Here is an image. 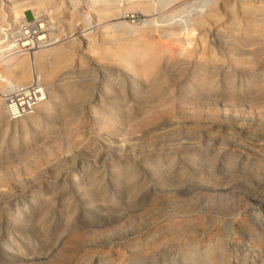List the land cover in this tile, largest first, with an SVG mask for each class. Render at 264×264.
I'll use <instances>...</instances> for the list:
<instances>
[{
	"label": "rangeland",
	"instance_id": "rangeland-1",
	"mask_svg": "<svg viewBox=\"0 0 264 264\" xmlns=\"http://www.w3.org/2000/svg\"><path fill=\"white\" fill-rule=\"evenodd\" d=\"M57 1L59 38L73 32L76 45L53 78L81 81L83 93L79 100L62 92L68 110L29 127L26 143L20 123L0 125V264H264V240L256 235L264 236V221L259 227L254 217L264 209L254 201L264 191L257 185L264 182V82L240 81L258 66L264 72V33L253 46L260 51L255 62L233 66L235 86L224 81V67L213 89L181 98L182 82L171 96L160 87L137 98L126 77L127 99H118L126 110L116 123L103 124L92 109L107 74L121 68L77 37L84 4ZM217 4L221 14L209 35H247L245 4ZM25 17L31 20V13ZM231 157L245 171L224 183L214 180ZM112 164L120 171L116 178ZM81 166L105 174L89 178L87 195L69 186Z\"/></svg>",
	"mask_w": 264,
	"mask_h": 264
},
{
	"label": "bare ground",
	"instance_id": "bare-ground-1",
	"mask_svg": "<svg viewBox=\"0 0 264 264\" xmlns=\"http://www.w3.org/2000/svg\"><path fill=\"white\" fill-rule=\"evenodd\" d=\"M63 1L62 3H67L71 8L84 4L83 11L79 12L81 27L77 30L79 32L77 37L83 41V47L89 50L100 48V59L121 68L114 77L108 73V79L104 78L102 93L97 101L99 104L96 106L97 109L96 107L94 110L92 109L95 114L103 115L105 118L103 124L116 123L120 120L121 113L126 110L124 105L120 104L122 101L120 100V103L118 101L119 97L123 100L127 99V94L124 91L127 86L126 77L129 79L130 96L137 98L146 97L149 94L153 96L152 92L158 91L160 87H164L166 93L168 92L171 96L173 88L183 82L179 94L181 98H184L187 91L198 94L196 92L199 90L213 89L217 82L216 79L219 77V68H226L223 79L231 81L234 85L237 77L233 66L250 64L255 57L260 55L259 47L253 48V46L264 33V0L263 4L257 7L246 6L248 0H239L241 5L245 4L241 13L247 18L246 26L243 29L247 35L234 36L226 40L220 34L209 35L211 24L218 21L221 14L217 4L218 0ZM0 2L4 6L3 12L15 16V18L22 16L24 11L30 9L35 17L43 15L48 20L58 22L59 3L57 0H0ZM231 13H234V8L231 9ZM103 20L104 22H101ZM252 32H255L256 37H249ZM47 42L45 47L33 56L14 58L4 67L1 75L8 82L24 84L30 81L33 72L36 71L47 87V99L37 107L33 114L18 121L9 122L5 117L1 95L4 85L0 83V125L3 124L7 127L10 123H14V125L18 123L17 126H19L20 123L23 134L21 139H24L25 143L29 137V127L39 126L43 120L51 119L58 109L62 112L68 110V107L62 105L65 96H61L62 92L72 91L79 96L77 99L82 97L83 93L81 81H63V78L59 80L60 83H57L58 78H53L72 59L73 49L76 45V37L73 36V32H69L65 39L59 38L57 41L49 39ZM259 68L261 67L258 66V69H254L242 78L241 83H254L256 79L264 82V72H258ZM248 85L245 84V86ZM56 86H59L60 89H57ZM244 99L246 98L244 97ZM106 100H109V104H105ZM206 104L211 105L209 102ZM74 108L72 111L76 112L77 106ZM111 166L110 175L116 178L120 172H118V165L112 164ZM244 166L245 164L237 166V159L231 157L224 168L222 164L221 170L214 180L222 183L227 182L238 176L239 172L245 171ZM210 167L211 165L208 164L206 169H210ZM255 167L259 168L258 165ZM74 176L75 178L69 181V186L72 185L76 192L87 195L89 178L103 177L105 174L97 169L94 170L91 166H81L76 170ZM252 178L254 177L252 176ZM65 180L68 182L67 177ZM257 185L264 188L262 180L257 181ZM254 198L256 203L264 207V191L258 192ZM254 217H256L255 224L260 227L264 221V209L262 214H257ZM9 222L11 221L9 220ZM18 222L21 221L18 220ZM256 235L259 241L264 240V236H261L262 233L256 231ZM215 257H218L222 262L218 254H215Z\"/></svg>",
	"mask_w": 264,
	"mask_h": 264
},
{
	"label": "built area",
	"instance_id": "built-area-1",
	"mask_svg": "<svg viewBox=\"0 0 264 264\" xmlns=\"http://www.w3.org/2000/svg\"><path fill=\"white\" fill-rule=\"evenodd\" d=\"M3 10L0 2V83L4 85L1 95L6 119L15 122L33 114L47 99V87L36 71L28 83L8 82L1 76L4 67L16 57L33 56L40 52L47 40L57 41L60 33L57 22L43 15L35 17L31 10L24 11L22 16L16 18ZM26 12L31 13V20L26 19Z\"/></svg>",
	"mask_w": 264,
	"mask_h": 264
}]
</instances>
